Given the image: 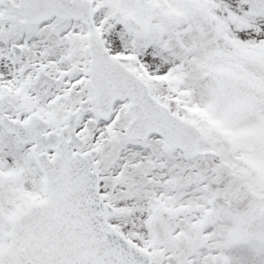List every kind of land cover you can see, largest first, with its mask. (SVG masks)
Listing matches in <instances>:
<instances>
[{
  "label": "snow or ice",
  "instance_id": "6c2138e0",
  "mask_svg": "<svg viewBox=\"0 0 264 264\" xmlns=\"http://www.w3.org/2000/svg\"><path fill=\"white\" fill-rule=\"evenodd\" d=\"M0 264H264V0H0Z\"/></svg>",
  "mask_w": 264,
  "mask_h": 264
}]
</instances>
